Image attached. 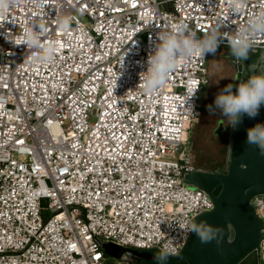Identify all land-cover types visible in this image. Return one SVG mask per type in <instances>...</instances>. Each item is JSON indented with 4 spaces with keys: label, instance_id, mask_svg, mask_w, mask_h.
I'll use <instances>...</instances> for the list:
<instances>
[{
    "label": "built area",
    "instance_id": "obj_1",
    "mask_svg": "<svg viewBox=\"0 0 264 264\" xmlns=\"http://www.w3.org/2000/svg\"><path fill=\"white\" fill-rule=\"evenodd\" d=\"M262 4L0 0V264H105V242L167 244L177 255L190 235L180 225L214 207L209 193L184 181L196 170L183 145L202 113L208 54L182 61L151 92L139 73L157 34L180 26L198 38L219 29L218 47L244 35L251 49H264V35L243 31ZM41 30L58 52L29 62L31 50L14 42ZM250 203L260 252L264 195Z\"/></svg>",
    "mask_w": 264,
    "mask_h": 264
},
{
    "label": "clouds",
    "instance_id": "obj_2",
    "mask_svg": "<svg viewBox=\"0 0 264 264\" xmlns=\"http://www.w3.org/2000/svg\"><path fill=\"white\" fill-rule=\"evenodd\" d=\"M240 7L241 5H235L233 10L238 11ZM243 31L264 35V4L260 5L259 11L249 19ZM157 36L158 40L147 56L146 71L139 73L145 92H151L161 86L182 61L206 54L214 56L217 47L223 42L219 29H212L198 38L194 32L180 26L160 32ZM22 42L31 50L28 52L29 62H50L58 52V45L54 41L42 38V30L27 31L22 41L14 43L19 45ZM227 45L230 56L235 62L248 59L252 44L244 35L227 39ZM234 87L235 91H233ZM262 105H264V51L259 54L255 62L248 65L246 78L240 79L235 85L229 82L219 88L214 94L212 103L205 107L210 116L218 112L227 120L228 126L235 130L245 116L249 119L255 118ZM245 133V144L254 145L258 152L264 155V122L257 121L252 126L246 127ZM180 228L185 233H195L201 244L212 241L219 244L224 236L220 226L209 225L203 220L181 224ZM260 252L261 258L264 259V242H261ZM174 254L175 249L165 244L151 253V260L147 264H168L169 258Z\"/></svg>",
    "mask_w": 264,
    "mask_h": 264
},
{
    "label": "water",
    "instance_id": "obj_3",
    "mask_svg": "<svg viewBox=\"0 0 264 264\" xmlns=\"http://www.w3.org/2000/svg\"><path fill=\"white\" fill-rule=\"evenodd\" d=\"M238 64L237 75H241ZM257 121L264 122V105L259 114L232 129L227 168L221 173L193 171L184 176V181L209 193L214 207L198 214L193 220L206 221L220 226L224 236L216 241L201 244L195 233H190L185 245L177 255L169 258L168 264H238L259 245L261 222L252 207L251 199L264 195V155L254 145L245 144V128ZM215 189H218L215 191ZM104 253L114 259L124 256L136 264H147L151 253L157 248L139 249L123 247L111 242L102 243Z\"/></svg>",
    "mask_w": 264,
    "mask_h": 264
},
{
    "label": "rangeland",
    "instance_id": "obj_4",
    "mask_svg": "<svg viewBox=\"0 0 264 264\" xmlns=\"http://www.w3.org/2000/svg\"><path fill=\"white\" fill-rule=\"evenodd\" d=\"M264 49H251L247 60L239 62L241 64V77L246 78L248 74V65L255 62L259 54ZM238 64L230 56L228 47L217 48L215 55L208 54L207 73L209 81L205 85L202 96V113L192 129L188 131V140L185 145L187 160L195 167L202 168L205 164L209 166H223L227 168L229 158V147L232 135V128L228 126L227 120L223 119L217 112L210 116L205 105L211 104L214 94L219 88L231 82L236 84V74ZM218 81V82H217ZM217 82V83H215ZM235 91V87L233 89ZM223 119L224 128L221 133L214 132L217 120ZM93 121L94 118H91ZM49 212L45 211L44 216ZM116 260L108 257L105 264H114ZM238 264H264L261 253L254 250Z\"/></svg>",
    "mask_w": 264,
    "mask_h": 264
},
{
    "label": "flooded vegetation",
    "instance_id": "obj_5",
    "mask_svg": "<svg viewBox=\"0 0 264 264\" xmlns=\"http://www.w3.org/2000/svg\"><path fill=\"white\" fill-rule=\"evenodd\" d=\"M240 76H238L236 74V83L240 80ZM234 89V88H233ZM224 128V125H223V119L219 118L216 122V125L214 127V132L219 134L221 133L222 129ZM229 150H230V147H229ZM225 170H226V167H225ZM225 170L223 171H219L218 170V167L217 166H209L207 164H205L204 166H202V168H196L195 171H201V172H208V173H221V172H224ZM218 189H215V191H217Z\"/></svg>",
    "mask_w": 264,
    "mask_h": 264
},
{
    "label": "snow or ice",
    "instance_id": "obj_6",
    "mask_svg": "<svg viewBox=\"0 0 264 264\" xmlns=\"http://www.w3.org/2000/svg\"><path fill=\"white\" fill-rule=\"evenodd\" d=\"M86 7V6H85ZM37 27V29H38V31H39V26H36ZM19 42V41H18ZM72 112H73V114H75V112H76V109H72ZM49 123L51 124V120H49ZM77 122H76V120L74 119L73 120V124H76ZM112 136H113V138H116L117 140H118V137H116V135H115V132L113 131L112 132ZM16 143H21V141H16ZM99 143H101L100 141H99V138L97 137V144H99ZM103 143H105V145H106V143H107V141H105V142H103ZM65 147H68V145L66 144L65 145ZM72 147H75V145H72ZM119 147V143H117V145H116V148H113L112 149V152H113V154L116 152V149ZM59 171V170H58ZM72 247H75V245H72Z\"/></svg>",
    "mask_w": 264,
    "mask_h": 264
},
{
    "label": "trees",
    "instance_id": "obj_7",
    "mask_svg": "<svg viewBox=\"0 0 264 264\" xmlns=\"http://www.w3.org/2000/svg\"><path fill=\"white\" fill-rule=\"evenodd\" d=\"M218 170H219V171H223V170H225V169L223 168V166L220 165V167L218 166Z\"/></svg>",
    "mask_w": 264,
    "mask_h": 264
},
{
    "label": "crops",
    "instance_id": "obj_8",
    "mask_svg": "<svg viewBox=\"0 0 264 264\" xmlns=\"http://www.w3.org/2000/svg\"><path fill=\"white\" fill-rule=\"evenodd\" d=\"M217 48H220V47H217Z\"/></svg>",
    "mask_w": 264,
    "mask_h": 264
}]
</instances>
